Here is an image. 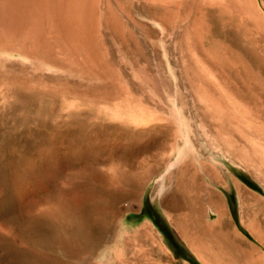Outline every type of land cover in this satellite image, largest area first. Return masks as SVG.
Here are the masks:
<instances>
[{"label":"rangeland","instance_id":"rangeland-1","mask_svg":"<svg viewBox=\"0 0 264 264\" xmlns=\"http://www.w3.org/2000/svg\"><path fill=\"white\" fill-rule=\"evenodd\" d=\"M4 2L0 264H264V0ZM181 171L207 232L176 226Z\"/></svg>","mask_w":264,"mask_h":264},{"label":"bare ground","instance_id":"bare-ground-1","mask_svg":"<svg viewBox=\"0 0 264 264\" xmlns=\"http://www.w3.org/2000/svg\"><path fill=\"white\" fill-rule=\"evenodd\" d=\"M84 2H85V0H5L4 6L7 9H9L10 12L11 11L23 12L24 10H30V11L39 10V9H43L47 5H50V4L54 5L55 4L60 10H62L63 15L68 16L69 18L72 19V18L76 17L77 13L79 12L78 11L79 8H81L84 5ZM242 8H244V7H242ZM250 9L252 10L251 7H250ZM253 9H255L254 11L256 13V16L258 17L259 23L264 28V12H263V10L260 8V6L258 8L256 7ZM241 11H242V9H241ZM251 13H253V12H251ZM192 169L194 170V168H192ZM186 172H187V170H186ZM185 175L186 174L183 173V171L179 172V175H177V179L175 181L176 182V191H173V193L170 195L171 199H173L176 202L174 205V208L176 210H183V211L187 210V213L183 212L182 213L183 216L177 220L176 226L179 229V231L182 234H184V229L186 227V224H188L187 220H189V217H188L189 213H191V210L193 209L194 204H196L197 205L196 206L197 207L196 212L198 213V217H199L197 219V224L200 227V229L207 232L208 227L206 224H204L202 222L203 204L205 201V197H204L203 192L207 193V188L204 185V183L202 182V178H200L197 171L193 172L192 176H190L188 178H186ZM211 195H210V198H211ZM214 202H216V199ZM193 222H196V219ZM260 240L264 244V236H262L260 238ZM99 241H100V239H99ZM190 244L195 248L203 249L200 237L191 238ZM91 253H93V248L92 247L87 248L84 252L86 257L84 256L83 258H81L80 261L75 260V261L69 262L67 264H99L100 262L97 263V262H94L90 259ZM129 254H130V248L128 247V245L125 242H118V243H116L115 247H113V248H111V250H109V255L111 258V261L109 264H112V263L113 264H129V263L133 264L134 262H131V260L133 258H134V260L136 258H139V256L136 254L134 257L129 256ZM232 258H234V257H232Z\"/></svg>","mask_w":264,"mask_h":264},{"label":"trees","instance_id":"trees-1","mask_svg":"<svg viewBox=\"0 0 264 264\" xmlns=\"http://www.w3.org/2000/svg\"><path fill=\"white\" fill-rule=\"evenodd\" d=\"M247 184H249L250 186H253V185H251V183H249L248 181H247Z\"/></svg>","mask_w":264,"mask_h":264}]
</instances>
